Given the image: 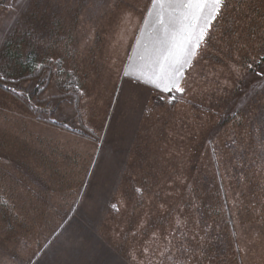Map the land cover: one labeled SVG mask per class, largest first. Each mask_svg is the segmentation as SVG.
<instances>
[{
    "label": "rangeland",
    "instance_id": "1",
    "mask_svg": "<svg viewBox=\"0 0 264 264\" xmlns=\"http://www.w3.org/2000/svg\"><path fill=\"white\" fill-rule=\"evenodd\" d=\"M150 2L0 0V264H264L263 25L172 109L126 75Z\"/></svg>",
    "mask_w": 264,
    "mask_h": 264
},
{
    "label": "crops",
    "instance_id": "2",
    "mask_svg": "<svg viewBox=\"0 0 264 264\" xmlns=\"http://www.w3.org/2000/svg\"><path fill=\"white\" fill-rule=\"evenodd\" d=\"M193 13L202 19L194 20ZM255 16L264 28V0H224L220 6L208 3L202 14L195 12V7L151 0L130 51L127 78L163 94L174 91L173 84L184 91L196 75L195 66L198 68L209 55L217 58L213 51L235 48V33L251 28L250 19ZM202 30L203 38L198 39ZM167 88L172 90H162Z\"/></svg>",
    "mask_w": 264,
    "mask_h": 264
},
{
    "label": "trees",
    "instance_id": "3",
    "mask_svg": "<svg viewBox=\"0 0 264 264\" xmlns=\"http://www.w3.org/2000/svg\"><path fill=\"white\" fill-rule=\"evenodd\" d=\"M16 47H15L14 51H11L10 57L14 58L15 60H18L19 65L22 66V69L27 71V72H30L31 76L39 75L40 72H42V70L45 68L44 64L43 65H37L35 59L34 60L32 59V61H31L29 58H31L32 52H29L30 54L28 56H26L25 59H23L24 56L21 54V52L20 53L17 52V51H19L18 48L20 47V45L17 47V50H16ZM55 66L60 72L61 68H62L61 62L59 61L58 63L55 64ZM58 70H57V72H58ZM69 77L72 78V81H71L72 87H70V88H72V90L76 96L77 95L81 96L79 94L80 92L78 91V81L72 75H69ZM183 98H184L183 93L174 90V91H171V92L165 94L164 98H160V102L168 105L170 108L173 109V108H176L179 104H181V101Z\"/></svg>",
    "mask_w": 264,
    "mask_h": 264
},
{
    "label": "snow or ice",
    "instance_id": "4",
    "mask_svg": "<svg viewBox=\"0 0 264 264\" xmlns=\"http://www.w3.org/2000/svg\"><path fill=\"white\" fill-rule=\"evenodd\" d=\"M158 2L178 3V4H181L183 7H186L189 9L195 7V12L202 14L208 3H213L216 6H220L223 4L224 0H158ZM216 14H218V12ZM193 19L198 22L200 19H202V16L196 15L195 13H193ZM205 27H207V22L205 23ZM203 35H204V32L202 30L200 37H198V39H202ZM185 51H187V49H185ZM249 67H251V65H249ZM258 75H264V73H258ZM172 88H175V90L179 92L183 91V89L180 88L179 85L177 84H173ZM172 88H167V89H162V90L171 91Z\"/></svg>",
    "mask_w": 264,
    "mask_h": 264
}]
</instances>
